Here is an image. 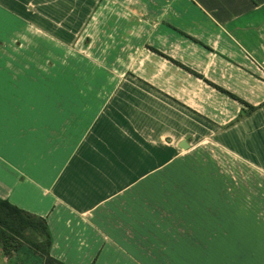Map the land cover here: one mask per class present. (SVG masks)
Wrapping results in <instances>:
<instances>
[{
  "label": "crops",
  "instance_id": "crops-1",
  "mask_svg": "<svg viewBox=\"0 0 264 264\" xmlns=\"http://www.w3.org/2000/svg\"><path fill=\"white\" fill-rule=\"evenodd\" d=\"M84 32L90 62L124 67L92 79L118 87L35 71L36 37ZM172 104L214 132L219 165L180 172L179 115L148 138ZM0 198L43 218L66 264H264V0H0Z\"/></svg>",
  "mask_w": 264,
  "mask_h": 264
},
{
  "label": "rangeland",
  "instance_id": "rangeland-1",
  "mask_svg": "<svg viewBox=\"0 0 264 264\" xmlns=\"http://www.w3.org/2000/svg\"><path fill=\"white\" fill-rule=\"evenodd\" d=\"M81 37L82 39H80L77 44H75V42H70L69 45H64V43L59 42L56 37H50V45L48 43V40L44 39L46 37H36L34 42V48L33 50L31 49V52L29 51V53H32L35 57L40 55L46 56L49 54L50 61L40 63L38 66L35 67V71H41L43 69L42 64H44L45 71H51V77H63V74H59V72H63L66 75L65 79L58 77L51 78L52 87L60 85L74 86L76 81V79L74 78L75 71L83 72L82 84L84 86L90 85L91 82L95 83L96 85V81L99 85H101L105 81L103 85L114 86L115 82V86L118 87L119 83L121 82V79H119V75L118 78H115L108 85L106 84V80H95L92 79L91 76L98 74L102 75L103 72L107 70L119 73L124 69L123 64H108L106 62H102L100 59L90 62V46H87L89 45L93 37L92 33H90L89 36L85 35L84 32ZM132 54L135 55L134 53ZM131 65L135 64L131 63ZM133 86L135 87V85ZM196 86L197 84H195V88L190 89V95L193 97H197V101H195V104L202 102V91H199ZM119 88H121V86ZM172 107L174 108L172 109L173 111L161 107L160 110H156V112H150L149 119L153 121V125L147 126L148 138L157 139L159 134L156 135V132L158 133L160 131L163 132L164 136H170L171 127H169L168 125L170 121L166 118H168L171 114H175V116L179 115L180 119L176 118V120L180 123L179 129L183 130L179 132L178 138H187L191 145L188 150H184V148L179 149L180 152L190 151L191 153L183 156L182 158L176 159L178 160L179 165L183 163L182 167H179L180 172L185 171V168L187 166H201V156L204 153H206V156L210 158L211 165H219L220 151H218V148H216L215 142L212 138L214 136V132L212 130L210 131L208 127L202 126L198 121V117H194L195 114H192L191 112H186L183 108H179L177 104H172ZM197 108L202 112L205 110L203 104H201ZM154 120H156V122H154ZM188 122L189 126L186 125ZM159 124H161L162 127L157 129L156 126H158ZM207 133H209L208 136H206ZM165 141V138H163L160 143L165 146ZM158 143L159 142H157L156 144ZM13 220L15 219H12V217H8L7 224H13V222H15ZM17 228L18 231H11L10 229H5L4 233H6L7 235H0L1 238L6 239V246H4V248L6 247L5 249H2L3 246H1L0 244V264H35L37 261L38 263L36 264H39L40 260L38 258L36 260L34 256L29 257L28 253L30 251H35L36 253L40 254L44 253L43 250L46 247L47 240L44 239L43 235H41V229H33L28 226L27 223L24 222L17 225Z\"/></svg>",
  "mask_w": 264,
  "mask_h": 264
},
{
  "label": "trees",
  "instance_id": "trees-1",
  "mask_svg": "<svg viewBox=\"0 0 264 264\" xmlns=\"http://www.w3.org/2000/svg\"><path fill=\"white\" fill-rule=\"evenodd\" d=\"M231 95L236 97L233 94H231ZM242 102L245 103L248 107L247 110L244 111V113H250L251 111L255 110L257 107H259L261 105L260 104V105L254 106L251 104H247L244 101H242ZM8 217H12V219H15V220H13L15 222H13V224H7V218ZM22 222L27 223V225L33 229H35V228L41 229V231H40L41 235H43L44 239L47 240L46 247L43 250L44 253H41V257L43 259V264H66V263H64L58 259L51 257L47 252L49 239H48V234H47V231L45 228V226H46L45 220L43 218L31 215L28 212L23 211L22 209L16 207L15 205L10 204L8 201L0 198V224H1L0 235H2V234L7 235L6 233H4L5 229H10L11 231H15V230L18 231L17 225H19ZM0 242H1L0 243L1 246H3L2 249H5L6 247L4 248V246H6V239L0 237ZM36 246H37V244H36Z\"/></svg>",
  "mask_w": 264,
  "mask_h": 264
},
{
  "label": "water",
  "instance_id": "water-1",
  "mask_svg": "<svg viewBox=\"0 0 264 264\" xmlns=\"http://www.w3.org/2000/svg\"><path fill=\"white\" fill-rule=\"evenodd\" d=\"M181 142H183V143H185L186 144V141L185 140H181ZM181 147H183V148H186L185 146H183L181 143L179 144Z\"/></svg>",
  "mask_w": 264,
  "mask_h": 264
}]
</instances>
